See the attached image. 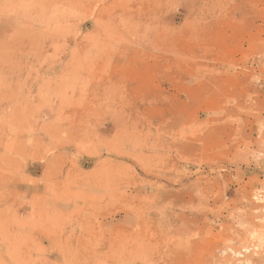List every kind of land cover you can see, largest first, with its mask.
<instances>
[{
  "label": "rangeland",
  "instance_id": "374dc122",
  "mask_svg": "<svg viewBox=\"0 0 264 264\" xmlns=\"http://www.w3.org/2000/svg\"><path fill=\"white\" fill-rule=\"evenodd\" d=\"M0 264H264V0H0Z\"/></svg>",
  "mask_w": 264,
  "mask_h": 264
},
{
  "label": "bare ground",
  "instance_id": "6f19581e",
  "mask_svg": "<svg viewBox=\"0 0 264 264\" xmlns=\"http://www.w3.org/2000/svg\"><path fill=\"white\" fill-rule=\"evenodd\" d=\"M252 236H253V234H252ZM259 237H260V236H259ZM259 237H258V238H259ZM254 239H255V238H254ZM256 240H257V239H256ZM260 240H261V239H260ZM260 240H259V241H260ZM261 241H263V239H262ZM258 245H260V244H258ZM261 245H262V243H261Z\"/></svg>",
  "mask_w": 264,
  "mask_h": 264
}]
</instances>
